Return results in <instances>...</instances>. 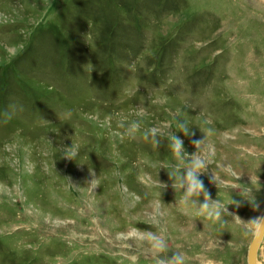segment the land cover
Wrapping results in <instances>:
<instances>
[{
    "label": "rangeland",
    "instance_id": "1",
    "mask_svg": "<svg viewBox=\"0 0 264 264\" xmlns=\"http://www.w3.org/2000/svg\"><path fill=\"white\" fill-rule=\"evenodd\" d=\"M165 125L189 155L211 129V198L264 214V0H0V264H156L128 237L161 228L187 264H248L241 225L178 204L166 136L144 135Z\"/></svg>",
    "mask_w": 264,
    "mask_h": 264
},
{
    "label": "clouds",
    "instance_id": "2",
    "mask_svg": "<svg viewBox=\"0 0 264 264\" xmlns=\"http://www.w3.org/2000/svg\"><path fill=\"white\" fill-rule=\"evenodd\" d=\"M16 105H11L9 109H6L2 116L5 119H11L16 111ZM137 117L144 115L143 109H137ZM142 126L141 119H135L129 121L125 126L124 135L133 137L140 131ZM168 128V133L165 134L161 128L153 127L145 131V138H152L159 143V137H165L168 141V149L173 156L174 163L170 166L169 180L172 182V188L177 192H180V200L178 204L185 209L191 208L194 210L195 215L202 216L205 219L212 221L213 223H219L224 226L229 223L225 216L231 217V222L239 224L244 229V236L247 238L251 236L253 244L257 247H264V214L259 216H253L247 221L243 220L240 215L229 212L228 205H226L220 198L219 194L216 199L211 198V193L206 188L204 181L200 178L202 173H205L212 163L211 154L206 145L207 137L211 134V129L199 130L204 134L201 139H192V144L196 151L189 155L184 148V141L178 137L175 132L172 131L170 125H165ZM176 131L182 132L186 137H194L195 132L190 122L184 119L176 120ZM80 145L72 141L71 146H64L63 158L67 160H75L78 156ZM227 171L231 173L235 180H239L240 176L237 174L231 166H228ZM93 176L95 174L93 173ZM97 178H93L89 183V186L93 188L97 187ZM209 182L214 183L221 187V181L218 179L217 174L209 176ZM260 184L259 178L251 175L250 186L245 188L244 197L250 202L253 210L258 211L260 209V203L256 201L253 193V188H257V184ZM201 195L203 196V202L200 201ZM236 208L241 207V202L231 200V203ZM229 204V205H230ZM159 207V206H158ZM133 235L129 236L135 246L143 247L150 257H156V264H187L186 256L182 251L176 250L168 255V239L164 230L161 228L159 232H142L140 229H132Z\"/></svg>",
    "mask_w": 264,
    "mask_h": 264
},
{
    "label": "water",
    "instance_id": "3",
    "mask_svg": "<svg viewBox=\"0 0 264 264\" xmlns=\"http://www.w3.org/2000/svg\"><path fill=\"white\" fill-rule=\"evenodd\" d=\"M258 251L259 248H257L253 244V240H252L248 250V256H247L248 264H258L257 263Z\"/></svg>",
    "mask_w": 264,
    "mask_h": 264
},
{
    "label": "bare ground",
    "instance_id": "4",
    "mask_svg": "<svg viewBox=\"0 0 264 264\" xmlns=\"http://www.w3.org/2000/svg\"><path fill=\"white\" fill-rule=\"evenodd\" d=\"M260 249V248H259Z\"/></svg>",
    "mask_w": 264,
    "mask_h": 264
}]
</instances>
